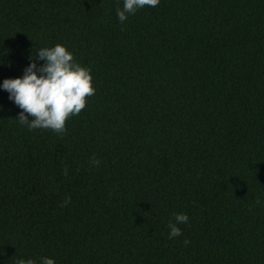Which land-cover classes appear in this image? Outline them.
<instances>
[{
    "label": "trees",
    "instance_id": "1",
    "mask_svg": "<svg viewBox=\"0 0 264 264\" xmlns=\"http://www.w3.org/2000/svg\"><path fill=\"white\" fill-rule=\"evenodd\" d=\"M123 5L0 0V264H264V0ZM56 44L96 89L63 134L2 87Z\"/></svg>",
    "mask_w": 264,
    "mask_h": 264
},
{
    "label": "clouds",
    "instance_id": "2",
    "mask_svg": "<svg viewBox=\"0 0 264 264\" xmlns=\"http://www.w3.org/2000/svg\"><path fill=\"white\" fill-rule=\"evenodd\" d=\"M159 3L160 0H124L123 9L117 8V16L123 24L137 10L145 6L156 7ZM36 59L46 63L38 67L33 60L22 78L5 79L2 87L10 93L9 99L23 110L18 117L21 125H27L29 130L50 129L63 134L66 132V122L72 116L79 115L85 109L88 98L95 95L91 69L77 63L74 54L62 44L41 48ZM93 163L98 166L100 161L94 160ZM70 200V197L67 198L64 205L70 203ZM188 221L187 214H175V223L168 225L169 238L182 235L178 225ZM184 243L189 241L185 240ZM17 264L36 262L32 259H19ZM41 264H55V261L44 257Z\"/></svg>",
    "mask_w": 264,
    "mask_h": 264
}]
</instances>
